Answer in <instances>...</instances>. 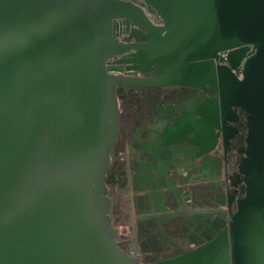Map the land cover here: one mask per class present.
<instances>
[{
	"label": "water",
	"instance_id": "obj_1",
	"mask_svg": "<svg viewBox=\"0 0 264 264\" xmlns=\"http://www.w3.org/2000/svg\"><path fill=\"white\" fill-rule=\"evenodd\" d=\"M184 64L240 188L209 262L264 264V0H0V264H142L122 74Z\"/></svg>",
	"mask_w": 264,
	"mask_h": 264
},
{
	"label": "flooded vegetation",
	"instance_id": "obj_2",
	"mask_svg": "<svg viewBox=\"0 0 264 264\" xmlns=\"http://www.w3.org/2000/svg\"><path fill=\"white\" fill-rule=\"evenodd\" d=\"M212 87L200 74L122 90L123 159L142 264H213L209 251L237 209L240 188L224 158L219 121L214 127Z\"/></svg>",
	"mask_w": 264,
	"mask_h": 264
},
{
	"label": "bare ground",
	"instance_id": "obj_3",
	"mask_svg": "<svg viewBox=\"0 0 264 264\" xmlns=\"http://www.w3.org/2000/svg\"><path fill=\"white\" fill-rule=\"evenodd\" d=\"M186 67H187V65H185V64L184 65H173V66L164 67V68H162L160 70H156V71H134V70H132V68H129L122 74V90L125 87H131L127 84L128 80L136 79V78H142V77H146L148 80H156L158 85L168 84L170 81H172L171 80L172 78L174 80H177L181 75H184L183 72L185 70H187ZM192 72H194V70H192ZM179 74H180V76H179ZM181 83H179V84H181ZM172 84H175V83H172ZM144 86H147V84ZM214 121H215V125H214V127H215L219 121L216 107H214ZM227 229H228V225H226L225 229L222 232L223 233L222 236L225 240H228Z\"/></svg>",
	"mask_w": 264,
	"mask_h": 264
},
{
	"label": "built area",
	"instance_id": "obj_4",
	"mask_svg": "<svg viewBox=\"0 0 264 264\" xmlns=\"http://www.w3.org/2000/svg\"><path fill=\"white\" fill-rule=\"evenodd\" d=\"M215 84H216V83H212V86H215ZM212 88H214V87H212ZM214 89H215V88H214ZM214 92H215V94H216L215 97L217 98V91L214 90ZM217 108H218V106H217ZM128 180H129L130 187H131L130 179H128ZM130 187H129V191L131 192L132 189H131ZM135 231H136V229H135ZM138 245H139V243H138ZM135 247H136V250H137L136 253L139 254L140 250L137 248V245H135Z\"/></svg>",
	"mask_w": 264,
	"mask_h": 264
}]
</instances>
